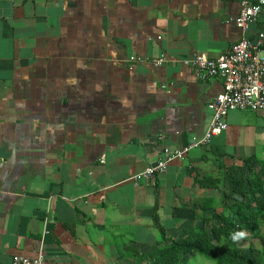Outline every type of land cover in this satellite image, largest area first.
Masks as SVG:
<instances>
[{
    "label": "crops",
    "instance_id": "0c3cea01",
    "mask_svg": "<svg viewBox=\"0 0 264 264\" xmlns=\"http://www.w3.org/2000/svg\"><path fill=\"white\" fill-rule=\"evenodd\" d=\"M243 1L0 0V264H149L223 211L229 174L264 161V111L191 147L224 87L183 61L264 30V9L236 25ZM165 146L190 149L136 184Z\"/></svg>",
    "mask_w": 264,
    "mask_h": 264
},
{
    "label": "built area",
    "instance_id": "2783aa9c",
    "mask_svg": "<svg viewBox=\"0 0 264 264\" xmlns=\"http://www.w3.org/2000/svg\"><path fill=\"white\" fill-rule=\"evenodd\" d=\"M264 0L249 2L244 0L239 15L235 18L236 25L243 33L259 21ZM156 65L166 61V55L155 58ZM201 79L220 77L223 80V91L208 103L213 111V120L206 135L190 146L206 145L213 135H218L228 128L227 115L231 110L264 111V30H259L254 39L243 37L232 49L218 58H207L196 54L184 59ZM162 148L161 158L153 165L133 175L136 184L145 179H154L164 172L175 159H182L190 149ZM12 264H49L47 257L40 253L35 258L15 255Z\"/></svg>",
    "mask_w": 264,
    "mask_h": 264
},
{
    "label": "trees",
    "instance_id": "16d2710c",
    "mask_svg": "<svg viewBox=\"0 0 264 264\" xmlns=\"http://www.w3.org/2000/svg\"><path fill=\"white\" fill-rule=\"evenodd\" d=\"M263 166L264 161H260L238 174H229L230 202L223 211L205 217L202 226L188 229L156 251L149 264H189L196 256L213 264H264ZM210 181V185L219 184L218 179ZM199 182L204 185V181Z\"/></svg>",
    "mask_w": 264,
    "mask_h": 264
},
{
    "label": "rangeland",
    "instance_id": "374dc122",
    "mask_svg": "<svg viewBox=\"0 0 264 264\" xmlns=\"http://www.w3.org/2000/svg\"><path fill=\"white\" fill-rule=\"evenodd\" d=\"M263 169H264V166H263ZM262 229H263V232H264V221H263ZM257 246L259 248L262 247V242L260 240L257 241ZM189 264H213V263L211 261H209V260H206L204 258H200V257L196 256V258H193V259L190 260Z\"/></svg>",
    "mask_w": 264,
    "mask_h": 264
}]
</instances>
